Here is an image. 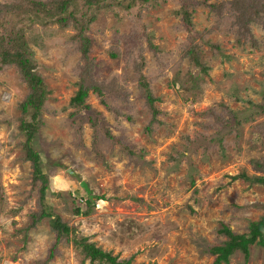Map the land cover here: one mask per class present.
Instances as JSON below:
<instances>
[{"label":"rangeland","instance_id":"1","mask_svg":"<svg viewBox=\"0 0 264 264\" xmlns=\"http://www.w3.org/2000/svg\"><path fill=\"white\" fill-rule=\"evenodd\" d=\"M27 1L0 0V17L6 16L3 6H18L8 8L10 18L21 16L37 71L51 91L32 141L50 178L45 203L76 235L120 259L214 264L210 248L227 239L223 224L246 233L264 214V185L231 178L263 175L252 161L264 159V113L255 107L264 99V42L240 39L232 0L93 8L89 73L102 96L90 90L91 107L78 108L71 99L86 61L77 30L32 20ZM185 3L202 34L201 65L184 58L189 33L177 11ZM223 4L222 14L212 6ZM86 10L81 6L78 16ZM251 29L263 40V25ZM143 78L160 98L159 122L151 130ZM29 91L18 68L0 62V264H38L53 246L50 264H91L74 247V234L57 242L48 218L30 228L40 210V183L33 181L20 128V103ZM81 180L94 194L91 208L80 203L88 197ZM230 262L264 264V247L251 245L248 257L236 251Z\"/></svg>","mask_w":264,"mask_h":264},{"label":"trees","instance_id":"2","mask_svg":"<svg viewBox=\"0 0 264 264\" xmlns=\"http://www.w3.org/2000/svg\"><path fill=\"white\" fill-rule=\"evenodd\" d=\"M154 0H28V10L26 13L32 14V20L38 22H54L59 23L62 27L74 26L77 30L76 38L79 43V50L82 53L83 59L86 61V73L84 80L79 82V89L71 99V105L78 108H90L91 105L87 103L90 90H93L102 96V91L99 84H97L91 77L89 70L91 62H89V52L92 40L88 36L90 24L95 21L96 15L91 12L93 8L107 9L112 5H120L125 9H131L139 3H151ZM13 5H5L4 11L6 16L0 17V31L4 34L0 36V62L3 65H14L18 68L21 79L28 84L30 91L27 96L20 103L22 110L21 116V131L26 135V140L23 143V148L26 152V160L31 161L33 167V181L40 183L39 185V201L40 210L32 214V223L30 228H34L43 219L48 218L51 226L56 232L57 242L62 241L63 236L69 242L72 238L74 247L84 255L85 259H89L91 264H134L132 258L120 259L111 251H106L95 242L89 241L87 236H78L75 234V228H72L67 221H63L61 216L49 208L45 203L47 190L49 189L50 178L48 174L43 171V164L40 153L36 151L32 141L38 133L41 124V114L45 107L50 89L45 83L41 73L37 71V61L34 56V50L31 48L29 40L26 38V30L22 24V18L12 17V12L8 8L14 7ZM87 10L82 12L81 17L78 16L80 7ZM216 11L222 14L225 4L219 8L217 5H212ZM231 8L233 13H230L236 19L239 25L240 39H248L252 44L257 46L259 43L264 42L254 37L252 33V25L255 22L264 26V0H232ZM14 9H18L16 5ZM182 14L183 23L188 30L189 44L184 50V58H188L190 62H195L201 65L200 58L202 48L198 44V39L202 34L195 32L192 19L188 10V3H185L183 10L177 11ZM1 15V14H0ZM18 20V21H17ZM30 21V20H29ZM10 29V30H9ZM243 30V31H242ZM240 39L238 41H240ZM151 40V39H150ZM151 44V42H150ZM152 45V44H151ZM153 46V45H152ZM114 56H117L114 54ZM90 64V65H89ZM141 91L143 97L146 99V104L152 111V119L148 125L151 130L153 125L159 122L158 116L161 111L156 106V102L160 101L153 93L151 82L146 78L140 81ZM257 112L264 113V99L263 102L256 104ZM254 170L263 175L249 176L247 173L231 176L233 181L244 179L252 183L264 185V159L252 161ZM99 196H96L98 200ZM84 198V197H83ZM83 204V202H80ZM85 205L90 208L95 205V202L89 197L85 199ZM264 208V204L261 205ZM78 214H82L81 209H77ZM86 213V212H85ZM221 233L227 239L220 245H215L210 248V253L215 256L214 264H231L230 258L236 251H242L248 257L250 254L251 245H258L264 247V214L257 220L250 222L248 231L246 233L234 232L230 226L223 224ZM56 247L50 249L49 255L44 260H38V264H50L55 258ZM145 264V263H142ZM154 264V263H148Z\"/></svg>","mask_w":264,"mask_h":264},{"label":"water","instance_id":"3","mask_svg":"<svg viewBox=\"0 0 264 264\" xmlns=\"http://www.w3.org/2000/svg\"><path fill=\"white\" fill-rule=\"evenodd\" d=\"M68 172L74 176H78V174L72 168H69ZM80 186L85 190V192L87 193L89 198L94 201L95 197H94V194H93L92 189L90 188L89 184L85 180H81ZM59 196H60V194H59Z\"/></svg>","mask_w":264,"mask_h":264},{"label":"built area","instance_id":"4","mask_svg":"<svg viewBox=\"0 0 264 264\" xmlns=\"http://www.w3.org/2000/svg\"><path fill=\"white\" fill-rule=\"evenodd\" d=\"M80 202L85 203V199L81 197Z\"/></svg>","mask_w":264,"mask_h":264},{"label":"clouds","instance_id":"5","mask_svg":"<svg viewBox=\"0 0 264 264\" xmlns=\"http://www.w3.org/2000/svg\"><path fill=\"white\" fill-rule=\"evenodd\" d=\"M89 197V196H88ZM83 198V197H82ZM86 199V198H85ZM94 202V201H93Z\"/></svg>","mask_w":264,"mask_h":264}]
</instances>
